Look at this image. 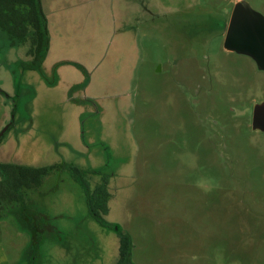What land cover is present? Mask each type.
Here are the masks:
<instances>
[{"label":"rangeland","instance_id":"rangeland-1","mask_svg":"<svg viewBox=\"0 0 264 264\" xmlns=\"http://www.w3.org/2000/svg\"><path fill=\"white\" fill-rule=\"evenodd\" d=\"M58 1L40 0L61 32L51 31L43 78L20 63L13 70L35 90L28 103L16 98L12 116L0 94V132L12 121L0 162L19 165L15 182L31 176L25 167L46 170L24 191L31 222L17 220L19 204L0 213L9 263L115 264L118 239L86 206V193L107 186L115 199L105 219L130 235L134 264H190L194 253L210 264L217 246L229 264H264V133L250 128L251 110L264 102V70L223 49L227 18L204 35L236 1L264 17V0ZM11 38L0 30L13 66L30 57ZM0 85L12 93L5 67ZM201 169L219 190L206 196L193 186ZM28 228L38 235L31 248Z\"/></svg>","mask_w":264,"mask_h":264},{"label":"flooded vegetation","instance_id":"flooded-vegetation-1","mask_svg":"<svg viewBox=\"0 0 264 264\" xmlns=\"http://www.w3.org/2000/svg\"><path fill=\"white\" fill-rule=\"evenodd\" d=\"M38 2L40 5V12H41L40 14L41 22L40 23H41V28L43 30L42 31L43 35L39 37V33L37 32L35 27L32 25V26L27 27V31L25 32V38L17 41V43H21L22 46L26 49V52L30 58H26V57L20 58L12 64L13 66H11L9 65L8 62H6L7 60L6 56L4 52H2V50L0 49V55L2 54L1 57L3 58V59L1 58L2 61L0 60V70L1 68L5 67L9 71L10 76H11L12 87H13L12 93H9L1 89V85H0V94L5 99V101H7V103L9 104L10 112L12 116H15V111L17 109L15 105V99L24 97V101L28 103L29 98L27 96V92L29 93V89L31 92L35 91L33 87H31L30 85L26 86L28 89H24L25 88L24 86L21 87V84L16 79V74L13 72V70H15V68L18 69L17 64L20 63L19 71H23V72L24 71H36L43 78V74H44L43 67L49 57V52H48L49 47L51 48V44H54L55 42L53 37L51 38L50 36V34H52L51 31H53L54 23H53V26L50 25L49 16L45 15V13L43 12V8H42V4L40 3V0H38ZM238 2L239 1H236L235 4ZM233 8L234 7L230 8V10L226 14L222 15L223 21H222L221 26L211 24L210 26L206 28L205 30L206 33L204 35H206L207 37L211 33H219V31H221L224 28V21L227 18L228 23L225 28V33H224V38H225V34L228 28V24L231 18ZM55 33L58 35L57 38H61V34L59 33V31H55ZM224 38H223V42H224ZM15 39H18V38L16 37ZM197 40H200L199 42L201 44L204 43L203 39L201 38L196 39V42ZM11 47H15V44H11L10 48ZM223 49L226 52L237 53L235 51L225 49L224 46H223ZM68 51H69V47L67 48L66 55ZM63 54H64V51H63ZM62 56H65V55H62ZM63 64L65 63H60V66ZM50 70L52 73L56 72L53 66H50ZM73 87L74 86L72 85L71 88ZM258 103H262V102H257L256 104ZM252 112H253V109L251 110V113H250V121L252 120ZM12 120L14 121V119ZM11 125H12V121L3 129L2 132H0V140L3 138L5 133L9 130ZM250 128H251V122H250ZM253 131H257V130H253ZM0 164L19 166V165H15L12 163L0 162ZM63 165H67V164L63 163ZM97 171L98 170L95 171L94 169L93 172L96 173ZM0 179H1V175H0ZM97 186H100V184L98 183L95 184L94 188H96ZM105 189H107V186H105ZM114 199H115V193H86V206L89 210V213L92 219L99 226L110 230L115 235V237H117L118 239V259L115 264H134L131 258V250L133 248V244H132L130 235L123 231V228L120 224L109 223L105 219V216L109 213L110 207L112 205V201Z\"/></svg>","mask_w":264,"mask_h":264},{"label":"trees","instance_id":"trees-1","mask_svg":"<svg viewBox=\"0 0 264 264\" xmlns=\"http://www.w3.org/2000/svg\"><path fill=\"white\" fill-rule=\"evenodd\" d=\"M40 5L38 0H0V30L8 34V38L12 41L13 39H24L25 32L28 26H34L39 37L43 35V30L41 28L40 19ZM6 19V21H4ZM7 24L13 25L15 29H10ZM13 30H15L13 32ZM23 167V166H22ZM20 169L18 166L0 164V213L3 212L5 206L14 204L21 205V210L16 214L17 220H25L31 222L27 219L26 204L24 203V197L26 193L24 191L27 188L36 186L41 181V176L46 172L44 169H34L33 167H25L26 174L31 175L28 180L21 183L15 182L12 177L14 172ZM101 185L97 186L96 189L100 190ZM104 193L107 190L104 188ZM26 232L29 233L30 241L29 248L32 247V243L38 238L37 230L33 228H28Z\"/></svg>","mask_w":264,"mask_h":264},{"label":"water","instance_id":"water-1","mask_svg":"<svg viewBox=\"0 0 264 264\" xmlns=\"http://www.w3.org/2000/svg\"><path fill=\"white\" fill-rule=\"evenodd\" d=\"M223 46L251 57L264 70V17L245 2L234 5ZM252 130L264 133V102L253 107Z\"/></svg>","mask_w":264,"mask_h":264},{"label":"clouds","instance_id":"clouds-1","mask_svg":"<svg viewBox=\"0 0 264 264\" xmlns=\"http://www.w3.org/2000/svg\"><path fill=\"white\" fill-rule=\"evenodd\" d=\"M189 166L196 167L194 158ZM200 171L201 175L198 176L193 184L197 190L207 196L220 189V183L216 177L207 174L203 169ZM203 259H205V257L195 253L189 256L190 264H201ZM207 259L210 261V264H229V257L227 256L225 248L222 246L211 249ZM230 264H239V262L237 260H232Z\"/></svg>","mask_w":264,"mask_h":264},{"label":"crops","instance_id":"crops-1","mask_svg":"<svg viewBox=\"0 0 264 264\" xmlns=\"http://www.w3.org/2000/svg\"><path fill=\"white\" fill-rule=\"evenodd\" d=\"M64 2H67V1H65V0H60V1H58V3L59 4H61V5H64ZM66 4V3H65ZM80 1H75V3H72V6H74V8H75V11H77V12H79V7H80ZM61 12L63 11L64 12V9L63 8H61V10H60ZM60 29V28H59ZM61 30V29H60ZM55 31H57L55 28L53 29V32H55ZM59 33L61 34V32L59 31ZM1 250V249H0ZM1 252H2V255L0 254V261H1V263L0 264H10L9 263V261L6 259V255H5V253L1 250Z\"/></svg>","mask_w":264,"mask_h":264}]
</instances>
